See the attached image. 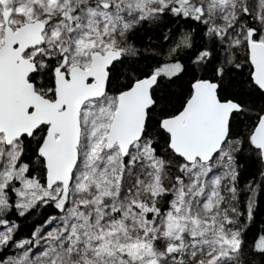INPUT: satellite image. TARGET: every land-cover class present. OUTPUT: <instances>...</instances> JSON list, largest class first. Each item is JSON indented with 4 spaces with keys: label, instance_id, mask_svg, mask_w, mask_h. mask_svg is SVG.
Masks as SVG:
<instances>
[{
    "label": "snow or ice",
    "instance_id": "6c2138e0",
    "mask_svg": "<svg viewBox=\"0 0 264 264\" xmlns=\"http://www.w3.org/2000/svg\"><path fill=\"white\" fill-rule=\"evenodd\" d=\"M0 264H264V0H0Z\"/></svg>",
    "mask_w": 264,
    "mask_h": 264
}]
</instances>
